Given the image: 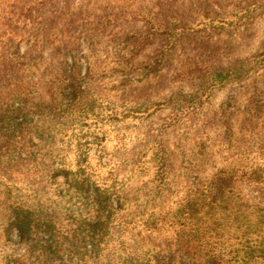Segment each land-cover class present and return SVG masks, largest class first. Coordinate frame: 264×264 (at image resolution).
I'll return each mask as SVG.
<instances>
[{"label": "rangeland", "instance_id": "374dc122", "mask_svg": "<svg viewBox=\"0 0 264 264\" xmlns=\"http://www.w3.org/2000/svg\"><path fill=\"white\" fill-rule=\"evenodd\" d=\"M263 42L264 0H0V264H205L179 203L264 168V63L212 81Z\"/></svg>", "mask_w": 264, "mask_h": 264}, {"label": "trees", "instance_id": "16d2710c", "mask_svg": "<svg viewBox=\"0 0 264 264\" xmlns=\"http://www.w3.org/2000/svg\"><path fill=\"white\" fill-rule=\"evenodd\" d=\"M263 63L264 42L251 58L240 60L227 69L214 72L212 81L223 85L233 79L243 77L244 74ZM244 69L245 72L242 73L241 70ZM157 151L164 155V150ZM156 162L163 163L159 159ZM157 172L162 174L158 168ZM75 181L79 184L76 191L85 193L87 189L83 190V181ZM240 182H243L252 192L253 200L244 197ZM97 188H93L92 197L99 204L104 202L109 193L101 192ZM179 207L182 211H179V216L182 217L183 213L188 212L190 221L186 224L180 223L182 232L178 236L185 237V241H192L193 244L195 242L202 244L205 250V264H260L264 262L263 167L255 165L245 171L222 167L206 177H195L188 186L187 195L179 203ZM184 209H186L185 212ZM201 211L209 215L206 220L197 217ZM216 211L224 215L216 217L214 215Z\"/></svg>", "mask_w": 264, "mask_h": 264}]
</instances>
